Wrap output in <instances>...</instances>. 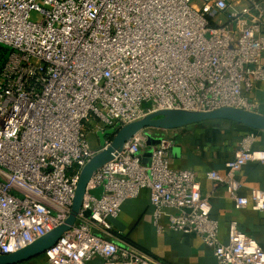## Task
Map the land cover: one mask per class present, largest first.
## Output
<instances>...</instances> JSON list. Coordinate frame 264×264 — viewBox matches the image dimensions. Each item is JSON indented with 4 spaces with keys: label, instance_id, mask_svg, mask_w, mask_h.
<instances>
[{
    "label": "built area",
    "instance_id": "obj_1",
    "mask_svg": "<svg viewBox=\"0 0 264 264\" xmlns=\"http://www.w3.org/2000/svg\"><path fill=\"white\" fill-rule=\"evenodd\" d=\"M261 81L264 0H0V253L67 220L81 171L103 148L93 149L85 132L92 117L97 133L165 109L260 112L251 93ZM147 132L161 142L149 146L147 133L138 134L95 173L47 263L168 264L111 221L148 191L159 231L166 219L172 231L198 236L218 264H264V246L236 219L221 240L197 172L171 165V131ZM257 140V130L245 134L226 173L208 178L237 209L264 212V189L243 195L239 179L246 165L264 162Z\"/></svg>",
    "mask_w": 264,
    "mask_h": 264
},
{
    "label": "crops",
    "instance_id": "obj_2",
    "mask_svg": "<svg viewBox=\"0 0 264 264\" xmlns=\"http://www.w3.org/2000/svg\"><path fill=\"white\" fill-rule=\"evenodd\" d=\"M261 104L260 112L264 114V81L257 84L251 93ZM245 125L222 121L217 125H190L172 130L170 136L175 140L171 165L173 168H192L201 181L205 194H211L212 215L219 220L220 238L228 241L231 220L236 219L240 228L257 239L264 246V212L252 207L237 209L224 186L213 188V181L208 178L209 171L226 173V162L239 148L242 137L251 132ZM256 146L264 149V131L257 130ZM243 183L241 194L249 195L251 188L264 189V162L249 163L239 174ZM153 205L148 191L134 199L127 200L120 216L112 218V224L118 231L138 247L151 253L168 264H218L212 248L204 245L196 235L174 232L167 226L162 231L155 226ZM37 257L23 264H48L47 257ZM96 258L92 264H101Z\"/></svg>",
    "mask_w": 264,
    "mask_h": 264
},
{
    "label": "water",
    "instance_id": "obj_3",
    "mask_svg": "<svg viewBox=\"0 0 264 264\" xmlns=\"http://www.w3.org/2000/svg\"><path fill=\"white\" fill-rule=\"evenodd\" d=\"M225 120L245 125L254 130L264 131V114L238 107H221L210 111H193L185 109H165L154 112L146 117L120 126L109 128L105 131H98L97 135L100 145L103 147L91 160L83 167L78 182L71 213L67 220L57 226L50 233L37 239L35 242L12 253H0V264H23L32 259L45 255L52 249L76 223L78 215L82 210L88 186L95 173L103 168L108 162L114 159L115 154L124 149L125 145L135 136L143 132L149 137L148 145L159 144L161 137L156 138L147 132L150 129L176 130L186 126L199 123ZM107 136L113 137V142L109 147H105ZM152 155V150L145 154L144 162L148 163ZM98 194V192H93ZM91 211H86V215H91Z\"/></svg>",
    "mask_w": 264,
    "mask_h": 264
},
{
    "label": "rangeland",
    "instance_id": "obj_4",
    "mask_svg": "<svg viewBox=\"0 0 264 264\" xmlns=\"http://www.w3.org/2000/svg\"><path fill=\"white\" fill-rule=\"evenodd\" d=\"M33 18L38 20V19H40V16L38 13H34ZM98 123H99L98 119L92 117L89 122L85 123V126H84L85 132L88 135V138L90 140V143H91L93 149H97L101 146L98 135H97L96 130H95ZM45 257H47V256H45Z\"/></svg>",
    "mask_w": 264,
    "mask_h": 264
},
{
    "label": "trees",
    "instance_id": "obj_5",
    "mask_svg": "<svg viewBox=\"0 0 264 264\" xmlns=\"http://www.w3.org/2000/svg\"><path fill=\"white\" fill-rule=\"evenodd\" d=\"M224 120H214V121H209V122H204V123H199L197 125H200V126H207V125H217L219 124L220 122H222ZM46 255V254H45ZM44 257V255L40 256V258Z\"/></svg>",
    "mask_w": 264,
    "mask_h": 264
}]
</instances>
